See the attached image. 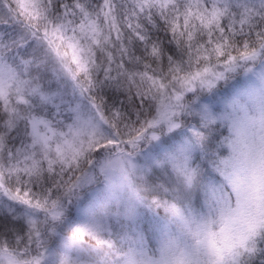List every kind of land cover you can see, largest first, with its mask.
Here are the masks:
<instances>
[{"label": "snow or ice", "instance_id": "snow-or-ice-1", "mask_svg": "<svg viewBox=\"0 0 264 264\" xmlns=\"http://www.w3.org/2000/svg\"><path fill=\"white\" fill-rule=\"evenodd\" d=\"M0 264H264V0H0Z\"/></svg>", "mask_w": 264, "mask_h": 264}]
</instances>
